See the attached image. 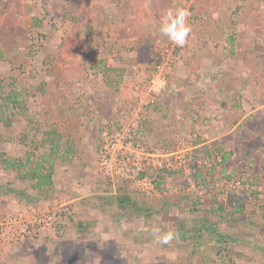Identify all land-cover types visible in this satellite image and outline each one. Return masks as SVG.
<instances>
[{
    "label": "rangeland",
    "instance_id": "obj_1",
    "mask_svg": "<svg viewBox=\"0 0 264 264\" xmlns=\"http://www.w3.org/2000/svg\"><path fill=\"white\" fill-rule=\"evenodd\" d=\"M171 7L192 12L185 61L153 81ZM17 171L32 213L1 205ZM6 217L0 264H264V0H0Z\"/></svg>",
    "mask_w": 264,
    "mask_h": 264
},
{
    "label": "crops",
    "instance_id": "obj_2",
    "mask_svg": "<svg viewBox=\"0 0 264 264\" xmlns=\"http://www.w3.org/2000/svg\"><path fill=\"white\" fill-rule=\"evenodd\" d=\"M184 61H185V58L180 59L178 64L182 66L184 64ZM176 71L178 70L176 69ZM155 80H158V78L155 77L153 81ZM5 149H6L5 151L7 155L12 157L13 159L12 162L13 161L14 163L16 162L17 166L20 169H23V168L25 170L29 169L28 165L30 164V161L33 159V156L31 155L29 146L22 144L19 140V137L17 139H14L11 146L6 147ZM17 174H20V171L15 172L13 176V180L11 182V186L13 187L12 192L14 196L10 198L8 197L9 195L7 193L6 195L7 197H2L3 200H2L1 205L6 211H10L9 209L14 210V211L16 210L17 212L18 211L20 212V210H24L25 212L32 213L33 211H36L39 208H41L42 200L34 197L35 192L34 190L30 189L31 188L30 184L25 183L23 181V177L22 179L18 178L16 176ZM23 176H25V174ZM26 176H28L29 178L31 177L29 172L27 173ZM37 184L38 186H41V185L43 186L44 183H36L35 187ZM4 199H7V200H4Z\"/></svg>",
    "mask_w": 264,
    "mask_h": 264
},
{
    "label": "clouds",
    "instance_id": "obj_3",
    "mask_svg": "<svg viewBox=\"0 0 264 264\" xmlns=\"http://www.w3.org/2000/svg\"><path fill=\"white\" fill-rule=\"evenodd\" d=\"M191 15L192 12L186 7L168 8L160 17L158 30L169 41L178 47H183L188 42L192 31ZM142 230L144 229L142 228ZM152 236L155 243L167 245L178 237V233L171 228L167 230L153 228Z\"/></svg>",
    "mask_w": 264,
    "mask_h": 264
},
{
    "label": "built area",
    "instance_id": "obj_4",
    "mask_svg": "<svg viewBox=\"0 0 264 264\" xmlns=\"http://www.w3.org/2000/svg\"><path fill=\"white\" fill-rule=\"evenodd\" d=\"M182 47H178L171 41H168L164 46H161V48L157 51V59L155 61V67H156V73L154 74V77H159L161 76L164 78L168 73H170L174 67V64L178 62L180 59ZM114 147V146H113ZM108 149L109 146L107 147L108 151L105 155H103L102 163L103 165L110 166L112 163V160L115 159L114 152H110V150H114V148ZM169 153H167L168 155ZM128 156V155H127ZM129 157V156H128ZM144 158V156H142ZM145 157L144 159H146ZM158 163V162H157ZM161 166V162H159ZM140 163H135L136 169L141 170L142 167L139 165ZM168 167H171V163L167 164ZM147 184V183H145ZM55 213L53 214H45L42 217H35L30 220H32L34 223H38L42 225V227L51 225L52 219L54 217ZM18 221V218H9L6 217L5 220L0 221V241H4L5 239L9 238L10 231L13 229L14 223ZM10 229V231H9ZM14 235V232L11 234Z\"/></svg>",
    "mask_w": 264,
    "mask_h": 264
},
{
    "label": "trees",
    "instance_id": "obj_5",
    "mask_svg": "<svg viewBox=\"0 0 264 264\" xmlns=\"http://www.w3.org/2000/svg\"><path fill=\"white\" fill-rule=\"evenodd\" d=\"M242 208H243V204L236 207V210L239 212V211H242ZM219 239H223V238L219 237Z\"/></svg>",
    "mask_w": 264,
    "mask_h": 264
}]
</instances>
